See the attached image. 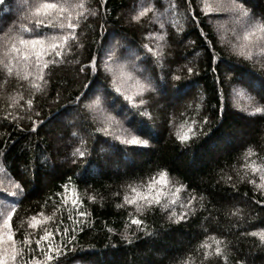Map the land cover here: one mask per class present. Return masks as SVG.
Segmentation results:
<instances>
[{
	"label": "trees",
	"instance_id": "obj_1",
	"mask_svg": "<svg viewBox=\"0 0 264 264\" xmlns=\"http://www.w3.org/2000/svg\"><path fill=\"white\" fill-rule=\"evenodd\" d=\"M41 2L0 0L5 21L0 30V189L16 193L17 173L27 167L23 191L0 196V254L7 258L13 251L9 235L16 251L28 248L20 243L25 237L34 250L35 240L47 230L56 233L48 244L65 253L64 264H84L93 256L99 264H264V246L248 235L264 227V204L257 203L264 201V187L255 186L264 182L252 172L253 166H264V118L248 115L255 106L264 107L255 103L261 92L256 72L264 69V57L255 55L257 48L251 61L235 55L260 33L246 41L245 34L253 31L247 18L218 7L217 0H69L84 4L72 10L80 21L73 30L79 47L67 41L57 59L45 51L66 35L56 15L46 20L51 26L42 30L43 45L33 50L19 44L32 38L24 29L32 28L34 7ZM257 8L264 10V0H257ZM145 9L139 21L131 20ZM101 24L114 34L112 43L127 45V52L114 61L105 57L117 103L93 110L82 133L76 112L64 115L63 125L59 114L89 82L79 69L89 63V51L94 54L99 47ZM144 44L152 48V66L143 63ZM13 46L19 51L6 56ZM169 67L181 82L188 67L198 75L189 77L184 94L161 98L158 80ZM228 68L233 69L230 79L243 78L244 83H217V75L222 80ZM139 85L145 86L143 92ZM95 95L102 97L95 92L89 99ZM204 117L207 124L201 122ZM192 129L204 135L186 144L178 141V136H191ZM67 132L76 135L69 140ZM133 139H149V146L121 143ZM94 143L90 161L73 154L76 148L91 152ZM109 143L115 147L109 149ZM249 150L254 154L248 155ZM160 171L166 176L160 178ZM154 178L157 182L151 183ZM126 198L134 203L127 204ZM182 213L187 219L174 223ZM133 217L142 225L131 224ZM202 243L210 247L200 248ZM205 251L212 253L206 261ZM30 255L36 256L31 264H50L34 252L26 251L25 258Z\"/></svg>",
	"mask_w": 264,
	"mask_h": 264
},
{
	"label": "snow or ice",
	"instance_id": "obj_2",
	"mask_svg": "<svg viewBox=\"0 0 264 264\" xmlns=\"http://www.w3.org/2000/svg\"><path fill=\"white\" fill-rule=\"evenodd\" d=\"M157 4L160 3V0H155ZM217 6L220 8H223L227 6L230 10L235 12L240 17L247 18L248 25L253 29L252 32H247L245 34L244 39L247 41L249 40L250 36L255 35L256 32H259L260 35L256 37L254 41H251L249 44L241 46L238 51L235 52V55L237 57H243L244 60L251 61L253 60V48L259 49L258 52L255 53V55L259 57H264V10L257 8V0H239V3L236 2V0H217ZM28 7H32L31 4L28 5ZM73 8H84L83 3L75 4L69 2V0H64V3H58L56 0H43V2L39 3L37 6L34 7V13L37 16V18L33 21V26L31 29H24L25 31H30L32 33L31 39H20L19 44L24 46L25 48H28V46H31V48L34 50L36 46L43 45L45 37L42 36V30L47 29L51 25L46 23V20H48L50 17L56 15L60 18V28L66 31V35L62 36L60 40L62 41L59 44H52L50 49H47V51L50 55L56 57L57 59L61 58L63 56V48L66 46L67 41H73L75 47H79L78 44L75 43L76 37L73 35V30L77 29L79 27L80 21L79 19H76L72 15ZM145 9L144 11H140L137 15L131 16L132 21H139L140 17L145 15ZM78 16L82 15V13H78ZM259 17V21L256 20V18ZM191 19V18H190ZM5 24L3 16H0V30L3 29V26ZM102 32L100 33L101 39L99 41V47L96 49L95 53L93 54L91 51H89L88 59L89 63L87 65H83L80 67L79 71L81 73H85V79L89 82L87 84H81V91H79L75 97H74V103L67 106L64 109V112L60 113V118L58 120V123L63 125L64 120L63 117L69 112H76V118L80 120L82 123L80 125V132L85 131V124L83 122H86L89 118V115L92 113L93 110L98 109L102 103H107L109 107H114L117 103V98L114 96L113 91H110L109 89L112 87V83H110L108 76L106 75L107 72V64L105 62V57H107L108 61H114L118 60L124 57L125 53L127 52V45H121L119 41H117L115 44L112 43V40L114 39V34L108 30L107 28H104V25H100ZM201 36L204 35V33H200ZM93 44L97 43L96 40L92 41ZM133 43V42H130ZM105 45H108V47H105ZM89 49H91V45H89ZM141 50L144 53V56L146 59L143 61V63L147 65H154L155 61L152 59L153 53L152 48L148 44L142 45ZM207 51V48L205 49ZM9 51H19L15 46H13L12 49L5 52V55L7 56L9 54ZM37 60L39 61V57L41 53H37ZM209 59H214V57H209ZM223 60V57L220 58V60H217V67L213 69L214 72H218L219 70V64ZM173 61H168L169 65ZM55 64V61H53V65ZM104 64V68L101 67V65ZM45 68H48V64H44ZM91 71V75H87L88 71ZM11 71V69H9ZM233 71V69L228 68L224 72V78L221 80L219 75L216 77V82L221 84L223 86L226 83H232L233 87H235L238 83H244L243 78L241 80H234L230 79L229 73ZM153 73L155 75V68L153 67ZM188 76L184 78V80L181 82V77L179 75L172 74V70L169 67L168 70L164 71L163 76H161L158 80L159 84V92L158 95L163 98L164 96H172V97H179L180 95L184 94L183 90L190 86L191 81L189 77H194L198 75L196 71H194L193 68L188 67L187 68ZM169 75H171V80H169ZM256 76L259 78L260 85H261V92L257 93L259 96V100L255 101L257 105H264V69L261 71L256 72ZM249 88H253L252 84L246 85ZM141 92L144 91V85H139ZM254 90V89H253ZM116 93H119V89L114 90ZM100 92L101 95H95V98L89 99L90 95ZM125 100L131 101V97H124ZM146 102L144 100L140 101L141 105H144ZM32 102L28 101V107L31 108ZM77 109L79 111H77ZM256 114H260L262 118H264V107L262 106H255L254 112L248 113L249 116H255ZM141 116H148L149 113L147 112H141ZM203 124H207L208 118L204 117L201 121ZM43 124V122H42ZM42 126V125H41ZM192 135H183L178 136L177 139L182 144H186L189 140L195 138L199 139L201 135H204L203 131L198 134L195 129L191 130ZM65 135L68 136L69 140L72 139L76 135L74 132H67ZM140 135H145L144 133H140ZM150 139V137H149ZM149 139H133L126 142L129 146L133 147H140L145 148L149 146ZM72 145H66V147H71ZM187 146H190L188 144ZM109 149L114 148L115 145L109 143L107 145ZM97 145L94 143L92 146L91 152L87 153L85 151L80 150L79 148H76L74 151V155L78 154L81 161H90L91 154L93 152H96ZM105 151L104 148L100 149V152L103 153ZM254 153L251 152V150L248 151V155H253ZM73 163H76V161H73ZM27 172V167H25V171L23 173H17V178L21 181L20 183H17L14 185L16 189V193L13 192H7L6 190L0 189V196L4 198L8 197H14L18 193L22 192V184H26L27 181L24 180V175ZM252 172L255 174L257 172L260 173V180L264 182V166H253ZM166 176V172L160 171L159 177L163 178ZM158 178H154L151 183H156ZM150 183V187H151ZM249 183H254V181H249ZM256 187H264V183L260 185H255ZM64 190H67V185H64ZM133 192L136 191L135 188L132 189ZM177 191H180L178 188ZM146 200L149 201V206H151V198L145 197ZM76 202L73 201V204ZM126 203L131 205L134 203L133 200L126 198ZM189 203H191V200H189ZM259 204H264V201H257ZM156 204H159V200L156 201ZM117 207H121V205H117ZM78 216L86 217L87 213L84 212H78ZM71 219V217H69ZM180 219H187V216L185 214H181L180 217L176 221H173L174 223H178ZM8 221L5 220V224H7ZM131 224H134L136 226H141L143 221L141 219L137 218H131L130 220ZM261 224H264V221L260 222ZM251 227H256V225H251ZM63 231L65 234L68 233L69 230L67 229H57V232ZM74 231V229L72 230ZM56 233L45 231L44 235L40 236L39 239L35 240V249L33 250L31 247V241L25 237L24 240L20 241L21 245L28 244V248L25 249L21 247L19 251L15 250L16 241L14 239L13 235L8 236V246L13 249V251L8 255L7 258H5L4 255L0 254V264H31L32 260L36 259L35 255H30L27 259L25 258V253L27 252H34L38 253L40 256L44 258L45 262H50V264H64V260L61 259L62 256L65 255V253H62L59 248L53 249L52 246H49L48 241L55 236ZM248 235L253 237H258L260 244L264 246V227L259 228L257 231H252L248 233ZM4 241L0 239V245H2ZM44 243L45 247L41 248V244ZM221 242L216 241V244L219 245ZM200 248H209L210 245L207 244H201L199 245ZM215 253L217 256L221 255V249L219 246L215 248ZM191 255V253L189 254ZM212 255L211 252L205 251L203 254V260H208L210 256ZM37 264H41L40 261H37ZM84 264H99V261L96 260L93 256V258H90L86 261H84Z\"/></svg>",
	"mask_w": 264,
	"mask_h": 264
}]
</instances>
